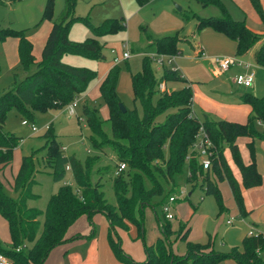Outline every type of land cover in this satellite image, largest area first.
Segmentation results:
<instances>
[{
	"label": "trees",
	"instance_id": "16d2710c",
	"mask_svg": "<svg viewBox=\"0 0 264 264\" xmlns=\"http://www.w3.org/2000/svg\"><path fill=\"white\" fill-rule=\"evenodd\" d=\"M197 1L203 7L214 5L220 14L208 17L196 13L184 14V19L195 18L197 30L211 27L235 41L237 55H244L261 39L259 34L246 26L244 20L232 18L222 0ZM249 1L264 22L260 0ZM75 3L76 0H64V8L50 28L38 62H34L32 42L22 30L3 33L18 39L17 53L22 70L27 72L32 64H36V70L26 74L21 80L14 76L12 85L0 95V170L11 162L13 151L20 141L19 137L3 129L6 113L15 108L20 115L34 121L36 111L64 107L75 100L96 77V71L67 64L62 60L63 56L80 54L99 60L103 56L101 44L96 37L125 27L116 19L95 25L85 17H78L74 14ZM52 8V0H47L43 18L51 17ZM76 20L85 23L94 37L80 42L70 40L68 31ZM147 36L154 52L166 55L178 53V44L184 39L178 33L159 38ZM253 56L257 65L264 66V42ZM151 64L149 55H144L141 70L131 74L133 97L141 105L142 116H139L136 109L126 107L122 112L118 106L120 99L116 90L119 75L117 65L112 66L101 80L99 92L108 107L110 136L104 133L103 121L95 108L85 103L82 105L83 115L91 131L89 138L94 148H110L118 161L124 162L128 167V171L121 170L113 180L116 204L108 203L101 190V183L93 181L98 172L94 169L97 156H88L82 161L75 154H67L55 143H52L54 151L48 157L52 159V178L56 182L61 181L67 172L66 166H69L75 189L71 185L62 184L48 198L43 211L28 207L27 201L37 198L32 193L35 173L33 154L21 157L20 166L13 179V189L19 193L16 198L4 193L0 181V214L8 223L11 239L10 249L0 247V252L12 264H43L49 252L68 239L67 230L73 223L83 215L91 218L96 212L103 213L107 218L110 246L116 258L123 264H216L226 258L237 264H264V231L245 236L242 247L235 246L228 252H220L211 248L209 243L187 240L189 227L186 223H180L179 228L173 231L169 220L161 224L162 235L153 244L144 245V260L137 261L123 250L118 228L127 230L128 224L132 225L137 237L143 238V208L152 205L153 199L157 197L160 198V203L164 202L177 189L175 176L181 173L185 163L188 168L186 181L195 184L199 178L205 194L215 197L220 212L223 205L216 179L228 182L242 217L246 216L247 211L241 188H250L261 183V175L254 160L253 141L264 140V131L255 125L257 120L264 121V95L259 97L250 92L241 94V101L251 108V115L244 123L225 119L213 120L207 114H203L200 119L192 110L193 91L189 84L171 91H159V85L163 82L185 81L177 70L164 68L163 74L157 79ZM171 108L175 111L168 113L163 122L155 123L159 115ZM200 127L212 143L210 167L207 169L203 168L197 154L189 152ZM43 136L47 142L56 138L50 127ZM241 137L249 139L246 145L252 160L247 164L243 162L237 144ZM226 149L240 171L241 184L225 158ZM164 150L167 152L166 156ZM210 173L216 178L215 181ZM166 189L168 192L165 194ZM172 232H176L178 238L186 240L185 255L178 256L172 251L168 240Z\"/></svg>",
	"mask_w": 264,
	"mask_h": 264
},
{
	"label": "rangeland",
	"instance_id": "374dc122",
	"mask_svg": "<svg viewBox=\"0 0 264 264\" xmlns=\"http://www.w3.org/2000/svg\"><path fill=\"white\" fill-rule=\"evenodd\" d=\"M222 1L231 10L237 11L241 17L240 20H244L246 26L259 34L261 39L244 55H234L237 60L242 62L241 65H234L225 73L221 72L215 80H209L204 83L201 81L202 88L200 89L204 90V87H215L218 90V95L216 96H220L221 98L222 95L229 94L230 90L237 94L240 92H250L253 95L261 97L264 95V66H259L255 63L253 54L261 46L259 42H264V22L249 0L247 2L252 14H245L244 9L238 7L237 3L229 0ZM52 2L51 17L43 18V10L47 0H0V95L12 85L14 76L17 80H21L26 74L36 70V64H32L27 72L22 70L17 56V39L10 34L4 35L3 33L9 32V30H22L32 42L35 61L38 62L41 59L42 48L50 28L64 8V0H52ZM207 6L213 7L214 5L209 4ZM214 7L205 10V16L220 14L219 10ZM213 11L214 13H211ZM200 12L201 4L197 0H76L74 6V14L76 16L85 17L95 25L106 20L116 19L120 23H123L125 27L96 37L101 44V54L103 56L99 60L80 54H65L63 56L62 60L67 64L83 66L96 71V77L87 84L85 92L76 98V115L68 114L67 105L44 112L36 111L34 121L20 115L15 108H11L6 113L3 129L19 137L20 141L13 151L11 162L2 166L0 170V181L4 193L12 198L18 196L19 193L13 189V179L16 175V168L19 166L20 158L23 155L29 154L34 155L35 163L32 193L36 194L37 198L33 201L28 200V203H31L33 207L43 211L48 198L51 194L56 193L62 184L71 185L75 189V183L69 170H67L61 181L56 182L52 178V169L50 167L52 159L48 157L50 152L54 151L52 143H55L57 147L64 149L67 154H75L82 161L88 156H97L94 169L98 170V172L94 175L93 181L101 183V190L104 192L107 202L116 204L113 180L116 175L121 173L118 170L120 162L110 148L106 147L103 150H99L92 145L89 138L91 131L83 115L82 105L85 103L95 108L98 116L103 121L102 129H104V133L110 136L109 111L100 96L99 83L106 72L112 66L117 65L119 75L116 90L120 102L127 108L136 109L139 116H142L141 105L133 97L131 74L141 70L144 55L148 54L151 58L155 53L151 46V40H148L147 35L150 38H159L176 33L181 35L189 34L191 33V26L195 27L194 23L196 20L195 18L186 20L183 15H191L192 13L198 15ZM209 29L212 30V28ZM2 34L4 35L3 37H1ZM181 35L179 37H186ZM68 37L72 41L80 42L88 37H94V35L85 23L76 20L70 26ZM180 43L185 45V47L182 45L184 48L182 52L184 54H193V49L189 43L185 41H181ZM122 45H125L124 49L130 52V56L115 64L112 61L113 53L111 52V48L115 47L116 51L121 53ZM218 47L225 48L222 45H218ZM214 56L224 55L212 56L213 64L211 67L219 72L213 61ZM185 59L188 58L185 57ZM151 65L157 79L163 74L164 68H174L178 71L181 66L188 67L187 61L180 58L171 64H168L167 60H165L164 68L159 67L154 60H152ZM181 73L179 74L181 75ZM252 73L254 74V81L248 88L237 87L238 85H235L232 81L239 74ZM164 83H166L164 88L159 91H171L172 89L182 87L184 84L183 81L179 80H170ZM220 85L225 86L219 87ZM195 110L197 109L195 108ZM174 111L175 109H168L156 118L155 123L163 122L166 115ZM198 116L202 119L201 115ZM23 119H26L29 125H23ZM32 123L37 128L36 132H32L30 129V124ZM47 124L50 127V131L56 136L50 142H47L43 136L45 125ZM255 125L259 130L264 131L263 126L257 123ZM245 142L246 138L244 137L239 138L237 141L241 152L245 151ZM254 148V152L261 151L259 145H254ZM209 150L210 152L212 151V145H210ZM164 153L166 156V150H164ZM226 157L229 159L230 156L226 153ZM124 171H128L127 166ZM187 173L188 168L187 163H185L181 173L175 176L178 186L170 195H175L178 200L171 206V212L174 215L172 220L168 221L165 218L163 212L165 200L160 203V198L158 197L153 199L152 205L143 208L144 244L149 245L158 235L161 236V224L168 221L173 231L179 228L180 223H186L191 228L187 235V240L209 243V246L214 250L228 252L231 247H242L244 237L254 227L251 223L243 220L239 214L228 182L225 180L219 181L210 173L212 180L215 181L216 179L221 192L223 206L222 212H220V207L215 197L212 194H205L204 188L200 186L201 182L199 178L195 184L187 182ZM167 188L170 189V186H167ZM167 192L168 190L166 189L165 194ZM104 220L107 221L106 217H104ZM227 220L233 221L234 225H227ZM168 240L175 254L178 256L185 255L187 249L186 240L178 238L176 232H172L168 236ZM140 246L142 249L144 248V245L136 244L135 249L138 250ZM0 247L3 249H10L11 247L7 221L1 214ZM216 264H223V260Z\"/></svg>",
	"mask_w": 264,
	"mask_h": 264
},
{
	"label": "crops",
	"instance_id": "0c3cea01",
	"mask_svg": "<svg viewBox=\"0 0 264 264\" xmlns=\"http://www.w3.org/2000/svg\"><path fill=\"white\" fill-rule=\"evenodd\" d=\"M229 1H232L233 3H237L238 7L244 9L243 11L245 12V14L248 13L252 14L251 9H249V3L247 2V0H229ZM261 3L264 9V0H261ZM224 4L227 10L229 11L230 15L232 16V18L234 17L233 19H238V20L241 19L240 14L237 11L234 12L233 10H231V8H229V6L225 2ZM213 7H209V6L203 7L201 5V12L198 15L202 17H208L205 16L204 11ZM211 13H214V11ZM218 15L216 14L214 16H218ZM194 24H195L194 28L193 25L191 26L190 29L191 33L186 35H181L178 33L181 36H186L183 37L184 39L181 41H185L190 44L191 48L193 49L192 51L193 54L192 55L184 54L182 52V50H184L182 45L184 44L180 43L181 42L180 41L179 42L180 44H178L179 56L176 58V61L180 58L181 60L182 59L186 60L188 63L189 68L186 66H181V68H179L177 72L179 73L182 72L181 77L185 79V81H183L184 83L183 86L189 84L192 88L193 112L198 118H199L198 115H201L202 117L203 114H207V116L213 120L225 119V120L241 122V123L246 122L249 116L251 115V108L248 104H245L241 101V94L243 92L237 94L234 91L230 90L229 94H224L222 95L221 98L220 96H216L218 95V90L215 87H209V88L204 87L203 88L204 90L200 89L202 88L201 81L202 83H204L209 80H215V78H218L219 74L222 72L219 70L218 67L217 69L219 70V72L211 67V65L213 64L212 56L213 55H224L229 57L234 56L236 54L235 41L231 40L222 33L216 32L215 30L213 31V29L212 30L209 29L211 27H206L197 30L196 29L197 20L195 21ZM261 43L262 41L259 42L260 45ZM17 45H18V39L16 42V46ZM218 45H222L225 48H220L218 47ZM32 53L34 57V62H36L33 50ZM185 57L188 59H185ZM225 72L226 71H224V73ZM163 84L165 86L166 83L163 82ZM222 86L225 85H220L219 87ZM193 107H195L197 110H195V108ZM248 141L249 139L246 138L245 145ZM254 145L255 146L259 145V147L261 148L260 152L259 151L254 152V160L256 163L257 170L261 175V183L258 186H254V187L241 188L245 209L247 211L246 216L245 217L241 216V217L243 218V220L253 225L254 227L253 230L255 232H261L264 229V140L255 139L253 141V148ZM239 150L243 162L246 164L251 162L252 158H251L250 150L247 147V145L245 147V151L241 152L240 147ZM226 153L228 154V156H230L229 159L226 157ZM224 154L227 162L229 163L233 171L235 178L241 184L242 181H241L240 171L237 168V166L234 164L229 150L226 149ZM20 162H21V158H20ZM20 162H19V166H20ZM18 168H16L17 169L16 173L18 171ZM27 206L33 207L31 203H28V201H27ZM104 217L105 215L100 212L94 213L91 216V218L87 217L86 215L81 216L67 230L66 235L68 239L64 243L54 247L47 255L43 264H123L116 258L110 246L108 240L109 223L107 218H106L107 221L104 220ZM227 225L233 226L234 222L231 221V224H227ZM188 227L190 231L191 228L190 226ZM118 232L121 237V245L123 250L129 256H131L133 259L137 261L144 260L145 259L144 248L142 249L140 246L138 250L135 249L136 244L145 245L143 242L144 236L143 238H138L135 228L129 224L127 230L118 228ZM159 236L160 235H158L157 238ZM156 239L150 244H153L156 241ZM226 260H230V261H226ZM225 262H229V263H225ZM223 264H237V263L230 258H226L225 260H223Z\"/></svg>",
	"mask_w": 264,
	"mask_h": 264
},
{
	"label": "built area",
	"instance_id": "2783aa9c",
	"mask_svg": "<svg viewBox=\"0 0 264 264\" xmlns=\"http://www.w3.org/2000/svg\"><path fill=\"white\" fill-rule=\"evenodd\" d=\"M124 48H125V45H122L121 53H118L115 47L111 48V52L113 53L112 61L115 64L119 63L121 60L127 59L130 56V52L128 50L125 51ZM178 56H179V53L172 54V55L154 53L151 56V59L154 60L159 67L164 68L165 60H167L168 64H171L173 61H176V58ZM213 61L215 65L219 68V70L222 72L227 71L234 65H241L242 63L241 61L237 60L235 56H232V57L214 56ZM253 78H254L253 73L252 74H239L234 78L233 81L236 85L240 87L248 88L252 85ZM163 88H164V84L161 83L159 85V89H163ZM76 106H77L76 99L67 104V112L69 115H76V112H75ZM256 123L264 127V121L257 120ZM22 124L29 125V122L26 119H23ZM48 127H49L48 124L45 125V130L48 129ZM30 129L32 132L37 131V128L35 127L33 123L30 124ZM210 145H212V143L209 137L207 136L203 128L200 127L199 131L197 132L195 136V140L190 147V153H195L200 157V162L204 169H207L210 167V159H209V155L211 153L209 150ZM125 168H126V164L124 162L120 163L118 166L119 171ZM66 169L69 170L70 167L66 166ZM166 199L167 200H165V202L163 203V212L167 220H172L174 218V215L171 212V206L176 202L178 198L175 195H170ZM226 223L231 224V220H227ZM257 233L258 232H255L253 229H251L248 235H253ZM0 264H12V263L0 252Z\"/></svg>",
	"mask_w": 264,
	"mask_h": 264
},
{
	"label": "water",
	"instance_id": "95a60500",
	"mask_svg": "<svg viewBox=\"0 0 264 264\" xmlns=\"http://www.w3.org/2000/svg\"><path fill=\"white\" fill-rule=\"evenodd\" d=\"M178 9H180V7H178ZM118 106L122 112L126 110V107L123 105V103L119 102Z\"/></svg>",
	"mask_w": 264,
	"mask_h": 264
}]
</instances>
